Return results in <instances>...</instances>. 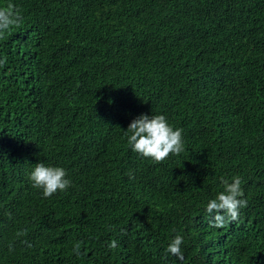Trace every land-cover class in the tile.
<instances>
[{"label": "trees", "instance_id": "obj_1", "mask_svg": "<svg viewBox=\"0 0 264 264\" xmlns=\"http://www.w3.org/2000/svg\"><path fill=\"white\" fill-rule=\"evenodd\" d=\"M0 264H264V0H0ZM140 114L182 129L160 163ZM71 186L33 188L35 164ZM239 177L246 207L207 201ZM182 237L183 260L165 254ZM79 246L77 255L73 249Z\"/></svg>", "mask_w": 264, "mask_h": 264}, {"label": "clouds", "instance_id": "obj_2", "mask_svg": "<svg viewBox=\"0 0 264 264\" xmlns=\"http://www.w3.org/2000/svg\"><path fill=\"white\" fill-rule=\"evenodd\" d=\"M19 20L18 14L9 10H0V33L6 32ZM128 148L138 156L160 163L170 156H177L184 149L182 129L174 128L163 114H140L129 123L124 131ZM33 188L39 189L47 198L57 192H63L71 186V180L63 167L37 163L28 175ZM222 189L209 199L205 212L212 218L214 227L224 226L226 220H236L239 210L246 207L247 200L243 198L241 180L232 177L221 180ZM182 237L177 235L165 249L166 255L177 260H183L181 252ZM79 246L73 251L79 255Z\"/></svg>", "mask_w": 264, "mask_h": 264}]
</instances>
